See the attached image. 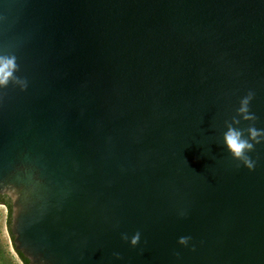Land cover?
<instances>
[{"label":"water","instance_id":"obj_1","mask_svg":"<svg viewBox=\"0 0 264 264\" xmlns=\"http://www.w3.org/2000/svg\"><path fill=\"white\" fill-rule=\"evenodd\" d=\"M0 57L27 264H264V139L224 143L264 130V0H0Z\"/></svg>","mask_w":264,"mask_h":264},{"label":"clouds","instance_id":"obj_2","mask_svg":"<svg viewBox=\"0 0 264 264\" xmlns=\"http://www.w3.org/2000/svg\"><path fill=\"white\" fill-rule=\"evenodd\" d=\"M15 58L0 57V88L7 86L9 81L13 78L15 71ZM251 97H247L241 102L239 113L245 120H253L254 117L248 112V104ZM248 139L242 138V133L231 127L224 135L225 146L232 156V158L241 163L249 171L255 168V161L248 155L254 150L256 144L264 139V130L250 127L248 129ZM139 241V234L133 236L130 243L135 246ZM180 245H187L188 238L181 237L178 241Z\"/></svg>","mask_w":264,"mask_h":264},{"label":"rangeland","instance_id":"obj_3","mask_svg":"<svg viewBox=\"0 0 264 264\" xmlns=\"http://www.w3.org/2000/svg\"><path fill=\"white\" fill-rule=\"evenodd\" d=\"M8 220V209L0 202V241L3 246V250L8 257V264H22L17 257L16 253L11 247V243L6 231V222Z\"/></svg>","mask_w":264,"mask_h":264},{"label":"trees","instance_id":"obj_4","mask_svg":"<svg viewBox=\"0 0 264 264\" xmlns=\"http://www.w3.org/2000/svg\"><path fill=\"white\" fill-rule=\"evenodd\" d=\"M1 204L5 205L8 209V220L6 222V231H7V234H8V237H9V240H10V243H11V247L13 248L14 250V246L12 244V235L10 233V229H9V223H10V204H9V201L8 200H4V201H0ZM17 255V257L19 258V260L22 262V264H27V261L22 257V255L20 253H18L17 251H14ZM8 257L7 255L5 254L4 250H3V246H2V243L0 241V264H8Z\"/></svg>","mask_w":264,"mask_h":264},{"label":"flooded vegetation","instance_id":"obj_5","mask_svg":"<svg viewBox=\"0 0 264 264\" xmlns=\"http://www.w3.org/2000/svg\"><path fill=\"white\" fill-rule=\"evenodd\" d=\"M7 200L5 197H0V201Z\"/></svg>","mask_w":264,"mask_h":264}]
</instances>
